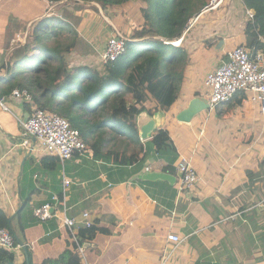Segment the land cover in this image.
Returning <instances> with one entry per match:
<instances>
[{
    "label": "crops",
    "instance_id": "crops-1",
    "mask_svg": "<svg viewBox=\"0 0 264 264\" xmlns=\"http://www.w3.org/2000/svg\"><path fill=\"white\" fill-rule=\"evenodd\" d=\"M237 1L219 0L215 8L222 4L220 8L203 13L201 19L206 15L214 19L211 13L217 12L214 20L206 21L208 29H214L207 32L205 39L198 37L197 19L184 31L179 44L169 42L191 56L199 47L217 50L216 63L202 75L201 85L190 68L179 100L170 113H165L163 127L169 130L179 159H191L199 179L191 192L175 195L177 172L164 171L166 162L161 159L151 158L141 167H122L94 159L91 150L66 161L62 169L50 164L44 166L42 160L46 155L18 120L27 114L24 104L10 96L4 98L7 109L0 105V206L6 214L13 219L27 203L34 211L66 193L70 218L81 222L83 214L88 213L92 225L110 231L83 244L89 264H163L169 234L184 240L169 264H264V128H257V120L250 121L255 107L260 109V106L247 100L241 107L230 104L208 110L210 119L204 125H201L204 111L189 123L177 119L194 99L206 97L207 75L244 42L246 12ZM15 2L0 0V67L4 66L0 76L5 75L15 45L25 44L35 21L31 20L26 4L39 3L38 0ZM11 18L20 23V32L14 36L7 28ZM112 25L120 32L113 22ZM239 32L242 40L231 46L232 37ZM106 39L100 43L90 41L96 49L95 55L74 54L72 65L102 66L96 55L104 50L110 38ZM215 39L214 45H209ZM198 128H201L199 134ZM7 134L14 138H8ZM108 146L115 144L104 143V149L113 150ZM147 173H164L172 180L148 179ZM14 226L18 228L20 247L14 264H27L21 243L27 248L29 264L30 256L36 264L57 260L70 247L69 231L58 220L29 221L24 232L17 223Z\"/></svg>",
    "mask_w": 264,
    "mask_h": 264
},
{
    "label": "trees",
    "instance_id": "trees-1",
    "mask_svg": "<svg viewBox=\"0 0 264 264\" xmlns=\"http://www.w3.org/2000/svg\"><path fill=\"white\" fill-rule=\"evenodd\" d=\"M134 1L139 4L143 22L131 35L122 33L128 39L126 52L115 62L102 66L72 65V55L93 56L96 53L92 43L80 35L78 26L85 11L92 10L96 14L99 11L85 4H97L112 19L117 18L118 11L124 14L122 10ZM213 1L38 0L37 5L29 2L26 9L35 21L25 44L15 45L5 75L0 76V99L10 97L14 90H27L32 101L23 103L25 112L31 116L34 109L39 108L68 120L71 127L80 132L89 148L87 153L92 150L94 159L122 167H141L151 158L161 159L166 162L164 171L173 174L179 154L169 130L163 127L151 139L141 142L137 117L143 111H148L151 116L161 110L167 114L172 111L180 98L189 61L187 51L170 43L180 40L189 20ZM237 2L244 14L254 12L253 19L245 16L244 42L239 46L253 51L264 49V0ZM51 7L54 9L48 13ZM7 28L14 36L20 32V23L11 18ZM115 35L113 31L110 39ZM215 42L216 39L209 45ZM3 69L4 66L0 67V73ZM247 98L245 94H237L215 110L230 104L234 108L237 104L241 107ZM117 138L128 143L124 151L104 149V143ZM42 161L46 167L50 164L62 169L58 157L46 156ZM26 217L30 220L26 221ZM34 220L37 219L29 203L13 219L0 206V230H7L16 246L19 236L14 223L24 232L28 222ZM109 232L97 224L80 227L78 240L81 245L91 243L99 235ZM70 238V247L59 259H48L43 264H83L71 235ZM171 258L165 264H169ZM14 259L7 251L0 250V264H9ZM30 264H36L31 256Z\"/></svg>",
    "mask_w": 264,
    "mask_h": 264
},
{
    "label": "built area",
    "instance_id": "built-area-1",
    "mask_svg": "<svg viewBox=\"0 0 264 264\" xmlns=\"http://www.w3.org/2000/svg\"><path fill=\"white\" fill-rule=\"evenodd\" d=\"M246 16L253 19L254 12L247 11ZM127 40L120 32L109 39L100 54L102 65L115 62L122 56L126 52ZM227 59V63L210 72L205 79V98L209 110L214 111L217 106L229 103L237 94H245L247 100L260 106L261 116L264 118V49L253 51L238 46L228 54ZM11 98L23 103L32 101V95L27 90H14ZM0 105L7 109L4 98L0 99ZM18 120L26 133L36 138L40 151L46 156L58 157L62 164L76 155H85L89 150L80 132L73 129L70 122L62 116L36 108L27 123H24L23 118ZM175 168L178 194L191 192L199 181L192 160L181 157ZM65 185H69V181H65ZM68 210L64 193L63 198L53 197L52 203L34 209V216L40 222L58 220L69 231L82 256L84 248L78 240V230L80 227H91L92 223L88 213H84L83 220L78 222L68 216ZM175 215L174 213L173 218ZM183 242L175 234L168 235L163 264L167 263ZM19 249L12 235L7 230H0V250H5L16 258Z\"/></svg>",
    "mask_w": 264,
    "mask_h": 264
},
{
    "label": "rangeland",
    "instance_id": "rangeland-1",
    "mask_svg": "<svg viewBox=\"0 0 264 264\" xmlns=\"http://www.w3.org/2000/svg\"><path fill=\"white\" fill-rule=\"evenodd\" d=\"M19 2H20V0H19ZM27 2H29V0H27ZM12 3L17 4L15 2V0H12ZM85 5L94 6L99 11V14L94 13L92 10L91 11L90 10L85 11V13L82 15L83 18L81 20V23L78 26L82 37L87 38L88 41H91V42H97V40H99V43H100V40L103 38L106 41L107 40L106 38L111 37V35L113 34V31H114V33H117V30L113 29L112 22L120 29L119 31L121 34L126 33V35H131V33L133 32V28H135V27L138 28L140 26V23L143 22V19L141 18V15L139 13V4L137 1L130 3L128 8H124L122 10V11H125L124 14H121V12L118 11L119 15L117 16V18H112V19L108 15L103 13L102 9H100V7H98L97 4L87 3ZM35 9H36V7H35ZM0 10H1V7H0ZM216 13L217 12L211 13V16L214 19L216 18V16H215ZM200 17L198 19L199 23H198V27L196 28V30H198V37L199 38L203 37V39H205V35L207 34V32L208 31L212 32L214 29V27L212 29H208L209 24H206V21L207 20L211 21L214 19H209L210 15H206L202 19ZM243 27L241 28V32H242ZM236 31H238V28H236ZM242 38L243 37L241 36L240 32L238 34H236V36L232 37L233 43L231 46H234L236 44L235 42H237V41L240 42L242 40ZM203 39H201V40H203ZM107 42H106V44H107ZM172 43H174V42H172ZM216 52H217L216 49L206 50L204 48L199 47L197 52H191L192 53V56H191V54L187 51L189 64L187 66L188 68L186 70V73L191 68L192 69V72H191L192 76L198 77V85H201L202 75L206 74L207 72L212 70L214 64L216 63V59H217ZM96 56L99 58V60L101 59L100 55L97 54ZM93 62L94 63L97 62L96 58L93 60ZM187 75H190V72L187 73ZM209 112L210 111H208V110L204 111L205 120L203 118L201 125L207 124V122L209 121V119H210V117L208 116ZM254 120H257V122L260 123V124L259 123L257 124L258 129L260 127L264 128V118L261 116V111H260L259 107H255L254 115H250V121L253 122ZM18 125H19V123H18ZM19 128H20V126H19ZM201 128H204V126ZM201 128H198V134L201 131ZM209 129H210V127L208 128V131H209ZM201 139H202V141H204V139L207 141L206 138H201ZM111 142L115 144V147L109 148V146H108L109 149H113V150H117V151H124L125 150L124 147H126V143L124 142L123 139L117 138ZM109 143L110 142H108V145H109ZM199 143H198V145H199ZM239 240H241V238H239ZM85 257H86V255H85V250H84V255H82L83 264H89L87 262V260L85 259Z\"/></svg>",
    "mask_w": 264,
    "mask_h": 264
},
{
    "label": "water",
    "instance_id": "water-1",
    "mask_svg": "<svg viewBox=\"0 0 264 264\" xmlns=\"http://www.w3.org/2000/svg\"><path fill=\"white\" fill-rule=\"evenodd\" d=\"M218 1L219 0H214L213 2H211V4L208 7L204 8L201 12L195 14L193 18L190 19L187 25L185 26V31H188L190 27L196 22L197 19H199V17L204 12H208L214 9ZM228 61L229 59H226L221 65H223L224 63H227ZM209 109H210L209 104L205 98H196L190 103L189 107L186 110L180 113L177 119L180 122L189 123L193 117H195L202 111H207ZM29 117H30L29 114H25L24 123L28 122ZM165 119H166V114L162 110L158 111L153 116H151L148 113V111H143L142 113H140L137 117V129L139 131V136L141 140L147 141L151 139L153 134H155L157 130H160L161 128H163L165 124ZM7 136L8 138H14L12 135L7 134ZM32 138H33V141L36 143V138L34 137ZM22 170H23V167H22ZM146 177L148 179L159 178V179H167L169 181L172 180V177L164 173H147ZM21 246L27 256V264H29L27 248L22 243H21ZM9 264H14V263L10 262Z\"/></svg>",
    "mask_w": 264,
    "mask_h": 264
},
{
    "label": "bare ground",
    "instance_id": "bare-ground-1",
    "mask_svg": "<svg viewBox=\"0 0 264 264\" xmlns=\"http://www.w3.org/2000/svg\"><path fill=\"white\" fill-rule=\"evenodd\" d=\"M174 45H176V44H179V40H177V41H174V43H173Z\"/></svg>",
    "mask_w": 264,
    "mask_h": 264
},
{
    "label": "clouds",
    "instance_id": "clouds-1",
    "mask_svg": "<svg viewBox=\"0 0 264 264\" xmlns=\"http://www.w3.org/2000/svg\"><path fill=\"white\" fill-rule=\"evenodd\" d=\"M24 119V118H23ZM70 234V233H69ZM13 237V236H12ZM17 247H19V246H17ZM20 248V247H19Z\"/></svg>",
    "mask_w": 264,
    "mask_h": 264
}]
</instances>
